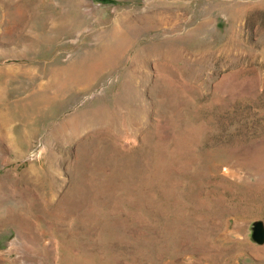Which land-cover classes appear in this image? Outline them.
I'll return each instance as SVG.
<instances>
[{
	"label": "rangeland",
	"instance_id": "obj_1",
	"mask_svg": "<svg viewBox=\"0 0 264 264\" xmlns=\"http://www.w3.org/2000/svg\"><path fill=\"white\" fill-rule=\"evenodd\" d=\"M257 223L264 0H0V264H264Z\"/></svg>",
	"mask_w": 264,
	"mask_h": 264
},
{
	"label": "water",
	"instance_id": "obj_2",
	"mask_svg": "<svg viewBox=\"0 0 264 264\" xmlns=\"http://www.w3.org/2000/svg\"><path fill=\"white\" fill-rule=\"evenodd\" d=\"M253 239L260 245L264 244V225L262 223L255 224L253 229Z\"/></svg>",
	"mask_w": 264,
	"mask_h": 264
},
{
	"label": "bare ground",
	"instance_id": "obj_3",
	"mask_svg": "<svg viewBox=\"0 0 264 264\" xmlns=\"http://www.w3.org/2000/svg\"><path fill=\"white\" fill-rule=\"evenodd\" d=\"M124 29H126V28H124ZM117 31H119V30H117ZM121 31H122V30H121ZM121 31H120V32H121ZM123 33H125V32H123ZM126 33H127V32H126ZM129 33H130V32H129ZM119 34H121V36H119V40H117V41H121V40L124 41V40L127 38V37H126L127 35L124 36L122 33H119ZM115 35H116V34H115ZM115 35H114V36H115ZM117 35H118V34H117ZM121 42H122V41H121ZM122 43H123V42H122ZM116 46H120V44H117Z\"/></svg>",
	"mask_w": 264,
	"mask_h": 264
}]
</instances>
